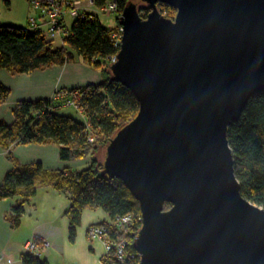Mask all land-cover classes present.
I'll use <instances>...</instances> for the list:
<instances>
[{"label":"water","instance_id":"95a60500","mask_svg":"<svg viewBox=\"0 0 264 264\" xmlns=\"http://www.w3.org/2000/svg\"><path fill=\"white\" fill-rule=\"evenodd\" d=\"M118 24L107 70L139 108L99 160L140 204L139 264H264V208L242 196L228 143L264 92V0H130Z\"/></svg>","mask_w":264,"mask_h":264},{"label":"trees","instance_id":"16d2710c","mask_svg":"<svg viewBox=\"0 0 264 264\" xmlns=\"http://www.w3.org/2000/svg\"><path fill=\"white\" fill-rule=\"evenodd\" d=\"M30 1V0H28ZM109 1L118 3L120 11L130 0H93L97 8ZM164 15L173 17L175 10L159 3ZM148 10L142 8V16ZM87 14L76 17L65 38L66 46H54V40L44 32L28 31L13 25H0V70L8 69L20 74L31 73L52 65H65L80 58L99 67L101 60L109 62L119 46L111 37L113 29H106L99 16ZM118 22V20H117ZM119 25V24H118ZM108 66V65H107ZM101 83L81 87L80 105L88 122H80L73 116L57 113V104L51 99L35 102H19L14 107V123L0 122V147L9 148L15 143L56 144L63 161L75 162L86 157L93 146L89 143L92 131L102 148L116 130L131 120L139 108V102L130 90L117 81H111L109 72L102 70ZM9 89L0 84V102L7 99ZM239 121L229 126L228 143L234 157V173L244 198L264 208V92H258L248 100ZM12 154V153H10ZM82 163V162H81ZM100 160L93 158L83 170L64 168L44 174L40 164L7 174L0 185V200L14 197L22 190L24 202L15 206L12 226L19 227L25 213L24 204L35 197L37 182L49 181L54 190L69 195L70 207L65 216L69 219V239L75 242L77 226L85 209H101L109 215L110 222L118 217L133 215L134 220L127 234L128 250L138 261L133 246L135 235L141 227L140 204L120 180H109L101 175ZM171 205L166 204L165 209ZM109 222V223H110ZM113 237H117L112 232ZM23 264H49L44 258L23 254Z\"/></svg>","mask_w":264,"mask_h":264},{"label":"crops","instance_id":"0c3cea01","mask_svg":"<svg viewBox=\"0 0 264 264\" xmlns=\"http://www.w3.org/2000/svg\"><path fill=\"white\" fill-rule=\"evenodd\" d=\"M9 13L8 25L23 27L27 25L29 14L40 15V11L30 6L28 0H4ZM80 12L96 15L97 6L85 2L79 4ZM98 16V15H97ZM65 22L70 16H65ZM100 18V17H99ZM71 22V23H72ZM67 25V22H66ZM117 26L115 23L113 29ZM68 27V26H67ZM102 71L80 58L65 65H52L37 69L31 73H17L1 68L0 84L9 89L8 98L0 102V122L14 123V107L19 102L51 99L57 88L79 89L101 83ZM8 151H10V154ZM58 146L48 143H15L7 148L0 147V185H3L8 173L28 167L41 165L44 174L64 168L83 170L86 161L68 162L60 158ZM37 182L35 197L24 204L25 213L19 227L12 226L14 207L24 202L23 191L16 196L0 200V264H23L21 257L25 244L31 237L43 238L50 242V248L44 259L52 264L53 259L60 264H101L104 254L103 243L97 239L90 241L86 237L88 226L110 222L109 215L101 209H85L81 223L77 226L75 242L69 239V219L65 216L70 207L69 195L56 192L49 181ZM52 259V261H51Z\"/></svg>","mask_w":264,"mask_h":264},{"label":"built area","instance_id":"2783aa9c","mask_svg":"<svg viewBox=\"0 0 264 264\" xmlns=\"http://www.w3.org/2000/svg\"><path fill=\"white\" fill-rule=\"evenodd\" d=\"M91 2V0H89ZM30 6L40 11V15L36 16L33 13L27 16V25L22 28L32 31L44 32L43 28L46 27L47 33L50 38H58L62 41L61 45L64 46L65 38L69 35V30L66 28L65 16H70L72 19L76 17H86L90 13L80 12V3L78 0H30ZM91 4V3H90ZM101 12L108 13L113 12L116 14L121 13L118 3L115 1H109L104 6L99 7ZM111 37L115 41L117 46H120L122 39V26L117 30H113ZM110 61H115V55L109 58ZM80 90L77 89H64L57 88L53 93L51 100L57 104L58 107H76V99L80 100ZM79 104V103H78ZM57 107V108H58ZM92 137L89 135V142L92 141ZM115 180V179H109ZM134 216L129 214L126 216L118 217L116 220L107 223H96L88 226V235L92 240L103 239L105 252L102 256L103 261L101 264H139L140 258L137 252L138 261L135 256L129 252L128 244L122 240L123 236H127L130 232V227ZM112 232L117 237H113ZM42 249L37 247L32 240L27 242L24 246V252L26 254H32L34 257L42 258L50 247L48 241L44 242Z\"/></svg>","mask_w":264,"mask_h":264},{"label":"rangeland","instance_id":"374dc122","mask_svg":"<svg viewBox=\"0 0 264 264\" xmlns=\"http://www.w3.org/2000/svg\"><path fill=\"white\" fill-rule=\"evenodd\" d=\"M79 1V3L81 4V2H85V3H88V4H90V5H93V6H95L96 7V4H94V2H93V0H91V2L89 1V0H78ZM107 12V11H106ZM102 13L101 12V9H96V15H98L99 17H100V20H101V24H102V26H104L106 29H109L110 30V28H112V27H114V25H115V23H117V26L115 27V28H113V30L115 31V30H117V29H119V27H121L120 25H118V22H117V20H118V18L120 17V15L119 14H116V13H113L112 11L111 12H109V14L108 13ZM9 13V10H8V8H7V4H6V2L4 1V0H0V25H8V24H10L11 22L9 21V19H7V14ZM27 18V17H26ZM66 22H67V26H68V28L70 29L71 27V19L68 17L67 18V20H66ZM43 31H44V34H45V36L47 37V38H49V39H52V38H50V36L48 35V33H47V29H46V27H44L43 28ZM54 40V46H60L61 45V43H62V41L61 40H59L58 38H54L53 39ZM64 44V46H66V43L64 42L63 43ZM112 61H109V62H106V61H104V60H101V65L99 66V67H96V66H94V64H92V63H88V64H91V65H93V67H95V68H97L99 71H102L103 69H106V67H107V65L109 64V63H111ZM103 72V71H102ZM76 105H77V108L76 107H58L57 108V113H60V114H63V115H67V116H73V117H75L78 121H82V122H84V123H87L88 122V116H86V112H85V110H84V108L82 107V105H80V100H79V97H78V99H76ZM79 103V104H78ZM93 139H92V141L91 142H89L90 143V145L91 146H93V145H95V146H93L91 149V151H90V153L86 156V157H84V158H82L81 160H75V162H82V161H86L87 162V166L86 167H88L89 166V164H90V161H92L93 160V158H97V159H100V157H101V155H102V148L101 147H99V143L97 142L96 143V140H97V136H96V134L92 131V134L90 135ZM15 145V144H14ZM9 153H10V151H8ZM89 228V227H88ZM88 228H87V231H86V237L90 240V241H94V240H92L91 238H89V235H88ZM33 241L35 244H37V247L39 248V249H42V245H45V244H43L44 242H46V241H48V240H45V239H43V238H41V239H39V237H31L30 238V240L28 241V242H30V241ZM102 243H103V248H104V240L103 239H99ZM122 240H124V241H126V243L127 244H129L130 242H129V238L127 237V236H123L122 237ZM50 243V242H49ZM50 248V247H49ZM48 248V249H49ZM104 250H105V248H104ZM105 252V251H104ZM45 257H47L48 255H44ZM44 256H42V258L44 257ZM100 260H101V262L103 261V259H102V257L100 258ZM51 261H52V259H51ZM52 264H60L59 263V261H57L56 259H53V261H52Z\"/></svg>","mask_w":264,"mask_h":264}]
</instances>
